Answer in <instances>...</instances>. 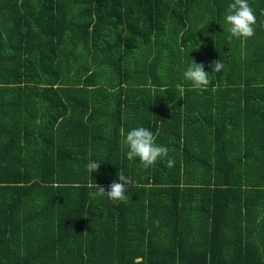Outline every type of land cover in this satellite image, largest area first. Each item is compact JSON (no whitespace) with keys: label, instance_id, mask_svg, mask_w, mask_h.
<instances>
[{"label":"trees","instance_id":"obj_1","mask_svg":"<svg viewBox=\"0 0 264 264\" xmlns=\"http://www.w3.org/2000/svg\"><path fill=\"white\" fill-rule=\"evenodd\" d=\"M232 2L0 0V264H264V0L229 41ZM133 126L168 157L129 161Z\"/></svg>","mask_w":264,"mask_h":264},{"label":"clouds","instance_id":"obj_2","mask_svg":"<svg viewBox=\"0 0 264 264\" xmlns=\"http://www.w3.org/2000/svg\"><path fill=\"white\" fill-rule=\"evenodd\" d=\"M225 22L228 25L227 32L229 35L227 38L229 41L233 38L247 40L255 34L256 15L248 0H233L226 9ZM210 66L213 69L212 73H219L225 67L221 60L211 62ZM183 76L191 83L193 89H207L210 84V74L205 71V65L197 63L194 59L183 72ZM213 91H215V88H213ZM120 135L122 137L121 144L127 149V159L134 161L138 158L144 169L153 167L158 160L168 157L169 149L156 143L158 132L154 134L147 128L138 127L125 133V130L121 128ZM174 165V159H167L166 166L168 168H172ZM99 168L100 163L93 160H90L86 165V169L90 174L98 171ZM133 184L134 182L121 171L118 173V180H114L107 190L97 183L89 185L93 189L89 195L93 199L107 196L113 203L127 202L128 197L125 193L128 190V186Z\"/></svg>","mask_w":264,"mask_h":264},{"label":"crops","instance_id":"obj_3","mask_svg":"<svg viewBox=\"0 0 264 264\" xmlns=\"http://www.w3.org/2000/svg\"><path fill=\"white\" fill-rule=\"evenodd\" d=\"M214 102H216V101H214ZM225 102H226V101H225V98H221V103H222V104H225ZM227 102H229V100H227ZM208 103H209V102H208ZM209 104H210V103H209ZM215 110H216V109H215ZM193 112H194V115H193V116H194V117L197 116V115H196V114L198 113L197 110L194 109ZM202 112L204 113V115H209V114L211 115V111H210V112H207V111L204 110V111H202ZM212 113L214 114L213 111H212ZM199 114H200V111H199ZM182 115H184V111H183V110H182ZM190 115H191V114H190ZM134 128H137V127H136V126H135V127L133 126V127L130 128L128 131H130V130H132V129H134ZM91 149H92V148H91ZM91 149H90V150H91ZM83 150H84V151H83ZM83 150H81V153H87V149H83ZM88 153L91 154L92 152H88ZM85 157H87V154L85 155Z\"/></svg>","mask_w":264,"mask_h":264}]
</instances>
